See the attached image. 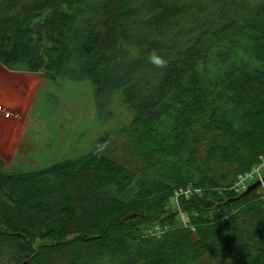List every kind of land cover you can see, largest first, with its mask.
<instances>
[{"label": "trees", "instance_id": "obj_1", "mask_svg": "<svg viewBox=\"0 0 264 264\" xmlns=\"http://www.w3.org/2000/svg\"><path fill=\"white\" fill-rule=\"evenodd\" d=\"M0 64L133 115L48 165L0 157V264H264L260 193L230 188L264 154V0H0Z\"/></svg>", "mask_w": 264, "mask_h": 264}, {"label": "rangeland", "instance_id": "obj_2", "mask_svg": "<svg viewBox=\"0 0 264 264\" xmlns=\"http://www.w3.org/2000/svg\"><path fill=\"white\" fill-rule=\"evenodd\" d=\"M49 45L42 38V49ZM46 74L11 71L0 64V157L6 170L13 164L36 168L64 154L85 152L97 138L132 119L123 106L113 116L108 109L99 111L89 82H54ZM257 189L261 195L262 186Z\"/></svg>", "mask_w": 264, "mask_h": 264}, {"label": "built area", "instance_id": "obj_3", "mask_svg": "<svg viewBox=\"0 0 264 264\" xmlns=\"http://www.w3.org/2000/svg\"><path fill=\"white\" fill-rule=\"evenodd\" d=\"M262 177H264V154L259 156L258 162L250 170L238 174V176L236 177L235 181L233 182L230 188L235 193L239 194L243 192L254 181L258 179L262 180ZM261 186H262V193L260 195V199L263 202V208H264L263 181L261 182ZM200 192H201L200 188H195L191 185H188L185 188L176 189L174 191L170 199V203L177 210V217L179 219V222L183 226L189 225V215L179 207V199L182 197L190 198L195 194H199ZM166 230H167L166 227H161L157 224L151 234L156 237H160Z\"/></svg>", "mask_w": 264, "mask_h": 264}, {"label": "water", "instance_id": "obj_4", "mask_svg": "<svg viewBox=\"0 0 264 264\" xmlns=\"http://www.w3.org/2000/svg\"><path fill=\"white\" fill-rule=\"evenodd\" d=\"M264 182V177H262V180L258 179L256 181H254L253 183H251L243 192H241L238 195V198L245 196L246 194H248L251 190L259 187L261 185V182Z\"/></svg>", "mask_w": 264, "mask_h": 264}, {"label": "clouds", "instance_id": "obj_5", "mask_svg": "<svg viewBox=\"0 0 264 264\" xmlns=\"http://www.w3.org/2000/svg\"><path fill=\"white\" fill-rule=\"evenodd\" d=\"M151 62L154 63L157 66H162V64H163V61L159 57H157L155 55H153L151 57Z\"/></svg>", "mask_w": 264, "mask_h": 264}]
</instances>
